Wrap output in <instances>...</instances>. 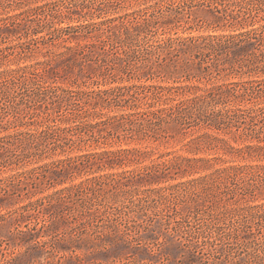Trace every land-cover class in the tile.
Segmentation results:
<instances>
[{"label":"trees","instance_id":"1","mask_svg":"<svg viewBox=\"0 0 264 264\" xmlns=\"http://www.w3.org/2000/svg\"><path fill=\"white\" fill-rule=\"evenodd\" d=\"M115 1L43 0L44 3L35 7L28 3L29 9L24 13L0 20V66L11 62L12 58H22L29 50L32 53L46 50L42 62L0 71V173L17 171L34 162L53 160L50 164L0 180V212L8 211L7 216H0V223L9 221L10 226H18L13 235L15 244L25 246L34 243V249L39 250V244L46 243L41 242V238L48 237L49 233L41 235L34 232L38 225L33 229L27 224L26 231L19 228L32 213L54 215L58 221L51 230L63 225L65 234L70 237L62 240L56 250L71 252L69 261L72 262L80 259L75 254L81 249L77 245L79 241H83L88 249L93 245L100 246L98 240L101 237L96 238L102 233L99 231L103 228L100 219L106 217L111 220L104 205L115 203L133 207L132 212H148L166 205L176 194H182L190 199L189 202L197 204L205 196H210L213 189H221L247 173L242 168L219 169L210 177L159 190L147 189L138 194L140 187L157 184L172 173L193 174L202 161L176 157L169 162H157L136 175L125 172L94 177L32 200L43 184L47 182L53 186L54 176L67 177L95 166L108 169L115 165L140 163L150 155L148 151L136 148L71 155L88 141L99 144L101 138L107 139L104 129L121 143L125 140L168 142L176 136H187L194 127L227 134L234 130L241 139L257 142L247 145V149L264 151V79H257L264 77V0H176L170 3L162 0L151 8L132 14L114 18L98 16L102 19L96 22L94 15L98 11L109 14L107 10ZM197 6L207 7L212 14L214 21L209 27L215 30L233 28L239 33L156 39L159 30L164 25L168 26L172 16L180 17L183 11L189 10L186 14L191 17V9ZM82 19L85 21L81 24ZM64 23L68 25L58 26ZM256 24L261 25L241 31ZM68 42L77 44L70 47ZM51 46H57V49ZM174 76L187 81H205L211 87L201 96L169 107L164 101L166 103L155 110H150V107L141 111L134 109L133 113L109 116L105 120L101 119L104 114L95 111L99 105L110 107L118 103L122 106L120 102L125 101L132 90L144 87L132 84L94 90L92 85L154 81ZM229 76L249 79L227 83ZM60 81L68 86H60ZM168 89L178 93L185 90L182 87ZM42 101L46 103V111L38 112L36 103ZM19 105L24 108H19ZM86 106L90 108L86 109ZM133 108L136 107H130V110ZM55 110L58 112L56 117ZM64 115L65 120L58 121ZM90 118L98 121L90 122ZM71 123L75 125L70 126ZM35 124L40 129L35 133L19 131L21 127ZM10 130H13L12 134L3 136ZM206 139L210 137L201 136L192 143L200 145ZM96 205L99 208L103 206L104 211L95 209ZM16 206L19 208L13 210ZM263 211L255 208L250 214L252 221L237 225L232 222L224 227L212 220L202 229L194 227L199 221L194 217L196 214L187 213L177 221L180 228L183 225L181 229L185 235L184 244H179V249L186 254L182 256L189 259V264L200 262V253L191 246L192 239L213 250L218 242L240 241L249 234H255L253 222L262 221ZM214 213L212 211L210 215ZM71 218L77 225H70ZM138 220L135 217L133 222L137 224ZM76 229L80 231L72 233ZM107 238L114 239L112 235ZM240 245L247 246L246 241L242 240Z\"/></svg>","mask_w":264,"mask_h":264},{"label":"rangeland","instance_id":"2","mask_svg":"<svg viewBox=\"0 0 264 264\" xmlns=\"http://www.w3.org/2000/svg\"><path fill=\"white\" fill-rule=\"evenodd\" d=\"M36 1L38 0H0V20L24 13L29 9L28 3H31L34 7L44 3L43 0H40L39 4H35ZM160 1L162 0H117L107 10L108 13L110 12L109 14H106V11H98L96 16L94 15V19L98 22L102 19L97 18L98 16L114 18L132 14L151 8ZM171 1L176 0H168L167 2L170 3ZM188 11H183L180 17L172 16L171 21H168V26L164 25L161 31L159 30V38L156 37V39H188L207 37L209 35H235L239 33V31L234 32L233 28L215 30L209 27L213 23L214 18L207 7L197 6L192 8L191 17L186 14ZM84 21L82 19L80 23L82 24ZM71 24L76 25L77 23ZM67 25V23H64L58 26L66 27ZM260 25L256 24L241 31L256 29ZM235 31H237V28H235ZM160 33L164 35L160 36ZM76 44V42H68L67 46L74 47ZM50 48L57 49V46H51ZM45 51L32 53L29 50L22 58H12L11 62H5L3 66H0V71L15 70L42 62L45 60V56L43 55ZM248 79V77L229 76L226 81L227 83H236L248 81ZM257 79L263 80L264 77ZM61 82H59L60 86H68L67 83ZM132 84L141 85L144 88L132 90L126 96L125 101L127 102H120L122 106L118 103H113L110 107L99 105L95 111L96 113L100 112L104 114L103 118H101L102 120L107 119L109 116L133 113L142 109H148L149 107L150 110H155L162 107V104L166 102L168 103L166 107H169L180 101L201 96L205 93L206 89L211 87L205 81L201 82L197 79L187 81L185 78L175 76L163 79L156 78L154 81L142 80L130 83L104 84L100 85V88L93 85L92 87L94 90H109L117 86H130ZM171 87H182L185 90H180L178 93L175 90L168 89ZM160 97H162L161 100H159ZM82 104H84V101H82ZM88 106H86V109L90 108ZM36 107L38 112L46 111V103L44 101L36 103ZM130 107L136 108L130 110ZM19 108L23 109L24 106L19 105ZM57 113L55 110V117L58 115ZM57 117L59 119V116ZM65 118L64 115L62 120L58 121H63ZM35 120L38 121L39 119L35 118ZM89 121L96 123L98 120L93 121L90 118ZM59 124L65 127L61 122ZM36 125L21 127L19 131L35 133L40 130ZM74 125L73 123L70 124V126ZM104 130L103 134L106 135L107 139L101 138L99 144L94 141H88V144L81 146V150H75L71 155L75 156L87 152L96 153L107 150L116 151L120 148L142 149L148 151L150 155L140 163H128L125 166L115 165L114 168L108 169H99L95 166L86 171H76L67 177L54 176L56 180L52 184L53 186L46 184V182L37 191V195L32 200L43 198L58 190L80 184L94 177L111 174L117 175L125 172L136 175L157 162H169L176 157L202 161L198 164V171L193 174L182 175L172 173L157 184L140 187L138 194H142L147 189L159 190L193 179L210 177L219 169L242 168L249 174L243 173L221 189H213L210 192V196H205L197 204L189 202L190 199L184 197L182 194H176L166 205L153 208L154 212L152 210L148 212H132L133 207L131 209L115 203L113 205H104V209H107L106 213L111 217V220H107L106 217L100 219V225H103V228L99 231L102 233L96 237H101V240H98L100 246L93 245V248L91 246L88 249L85 248L87 246L82 244L84 243L83 241H79L77 245L81 249H78L75 254L80 259L79 261L76 259L75 262L69 261L71 252H59L56 250L62 240H68L70 237L65 234L63 225H60L57 230H51L53 224L58 221L54 215L32 213L19 228V230L26 231L25 225L28 224L33 229L35 225H38V230L34 232L37 231L41 235L49 233L48 237L41 238V242L46 243L39 244V250L34 249L36 247L34 243L25 246L15 244L13 242V235L17 232L16 228L18 226H10L9 221H1L0 264H189V259L182 256L186 254H184L183 250L179 249V244H184L183 237L185 236L184 230L182 231L181 229L183 225L180 228L177 222L181 220L180 217L187 215V213L192 216L196 214L194 217L199 221L194 224V227L199 229H202L212 220L214 223L219 222V225L228 227L232 222L237 225L246 220L252 221L254 219H252L250 214L254 212L255 208L264 209V151L247 149V145H255L257 142L251 143L241 139L234 130L232 133L227 134L213 129L194 127L187 136H176L174 139L168 140V142L125 140L123 143L119 142L115 137L109 136L107 129ZM12 133L13 130H10L3 133V136ZM201 136H208L210 139H206L200 145L192 143ZM215 137L217 139H213ZM85 139H89V137L85 136ZM60 157L64 158L65 156ZM52 161V159H47L37 163L34 162L17 171L6 170L0 173V180L8 179L24 170L27 171L34 167L50 164ZM17 208L19 206H16L13 210ZM95 209L104 211L103 206L99 208L96 205ZM212 211H215V213L210 215ZM7 213V210H2L0 216L5 214L7 216ZM135 217L139 219L137 224L133 222ZM70 222L72 223L70 224L71 226L77 225L76 220L72 218ZM255 222L257 221L253 222L256 227L255 234H249L240 241L233 239L218 242L219 244L213 250L208 248L206 244L198 242L197 239H192L191 246L197 248L201 257L199 259L200 262L197 261L196 264H249L250 261H254L252 264H264V217L261 222ZM78 231L80 230L76 229V232L72 233L77 234ZM109 235H112L114 239L109 240L107 238ZM93 237L95 238V236ZM242 240L246 241L247 246L240 245ZM188 246H190V243H188ZM230 248L233 250L229 251Z\"/></svg>","mask_w":264,"mask_h":264}]
</instances>
